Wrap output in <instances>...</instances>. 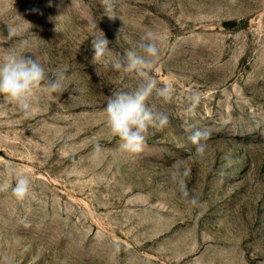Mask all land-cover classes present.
<instances>
[{
	"label": "rangeland",
	"instance_id": "1",
	"mask_svg": "<svg viewBox=\"0 0 264 264\" xmlns=\"http://www.w3.org/2000/svg\"><path fill=\"white\" fill-rule=\"evenodd\" d=\"M104 7L0 0V58L12 50L68 77L62 93H37L29 117L0 97V264H264V0ZM101 31L109 51L93 61ZM147 31L160 49L149 75L175 91L170 101L153 93L149 106L169 123L132 153L104 109L143 82L113 64ZM196 129L210 133L202 155L188 139ZM9 163L31 180L23 200ZM174 172H187L189 198Z\"/></svg>",
	"mask_w": 264,
	"mask_h": 264
},
{
	"label": "clouds",
	"instance_id": "2",
	"mask_svg": "<svg viewBox=\"0 0 264 264\" xmlns=\"http://www.w3.org/2000/svg\"><path fill=\"white\" fill-rule=\"evenodd\" d=\"M116 0H101L106 13L113 11ZM115 18V15H108ZM102 32V31H101ZM15 35V29L8 27V35L5 41ZM110 41L103 32L100 37H94L92 47L94 49L93 61L101 60L109 51ZM159 41L153 31H147L138 41L135 48H130L123 53L121 59L113 64L115 70H123L128 74H138L142 77L134 91H121L110 96L104 109L106 123L111 134L121 141L120 148L124 151L136 153L142 149L149 128H162L169 123V117L164 112L154 110L148 101L153 93L165 101H170L174 94V86L167 83L158 87V81L150 77L149 73L159 60ZM65 70H57L51 76L45 66L36 57L18 56L12 50H6L0 58V97L5 101H13L17 109L25 117L31 116L34 109V98L38 92L48 95L62 93L65 90L64 81L67 79ZM189 110H194L201 100L198 92L189 96ZM210 133L206 130L196 129L191 131L188 139L196 145L197 154H204L206 143ZM95 151L100 152L97 144ZM172 174V179L178 184L182 197L189 198L190 193L184 177L187 172ZM6 176L14 178V186L11 187L12 195L23 200L29 194L31 180L27 175L16 171L11 163L6 168ZM0 187H3L0 185ZM189 202L198 203L195 196H191Z\"/></svg>",
	"mask_w": 264,
	"mask_h": 264
}]
</instances>
